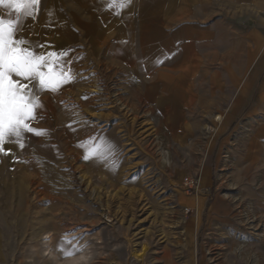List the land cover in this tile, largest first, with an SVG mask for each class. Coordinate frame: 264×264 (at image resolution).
Masks as SVG:
<instances>
[{"label": "rangeland", "instance_id": "374dc122", "mask_svg": "<svg viewBox=\"0 0 264 264\" xmlns=\"http://www.w3.org/2000/svg\"><path fill=\"white\" fill-rule=\"evenodd\" d=\"M92 68L0 184V264H264V167L190 193L133 81Z\"/></svg>", "mask_w": 264, "mask_h": 264}, {"label": "crops", "instance_id": "0c3cea01", "mask_svg": "<svg viewBox=\"0 0 264 264\" xmlns=\"http://www.w3.org/2000/svg\"><path fill=\"white\" fill-rule=\"evenodd\" d=\"M18 36L33 48L51 46L44 53L66 50L46 57L64 77L49 86L55 92L33 89L44 110L29 122L32 133L6 138L0 184L30 154L40 120L65 105L92 67L133 81L159 115L171 143L185 150L174 176L196 173L205 191L215 172L237 183L236 175L264 167V0H39Z\"/></svg>", "mask_w": 264, "mask_h": 264}, {"label": "snow or ice", "instance_id": "6c2138e0", "mask_svg": "<svg viewBox=\"0 0 264 264\" xmlns=\"http://www.w3.org/2000/svg\"><path fill=\"white\" fill-rule=\"evenodd\" d=\"M38 5L39 0H0V8L8 10L7 17L0 15V150L7 151L3 149L6 138L32 133L29 122L36 118L38 107L44 110L43 102L35 100L37 83L41 90L55 92L49 86L64 77V72L54 70L46 57H59L66 50L44 53L41 50L51 46L33 48L31 42L18 36L22 19L34 18Z\"/></svg>", "mask_w": 264, "mask_h": 264}, {"label": "built area", "instance_id": "2783aa9c", "mask_svg": "<svg viewBox=\"0 0 264 264\" xmlns=\"http://www.w3.org/2000/svg\"><path fill=\"white\" fill-rule=\"evenodd\" d=\"M184 186L187 188V190L190 193H194L195 191H197V180L195 178H187L184 181Z\"/></svg>", "mask_w": 264, "mask_h": 264}, {"label": "bare ground", "instance_id": "6f19581e", "mask_svg": "<svg viewBox=\"0 0 264 264\" xmlns=\"http://www.w3.org/2000/svg\"><path fill=\"white\" fill-rule=\"evenodd\" d=\"M86 254H84V256H85ZM81 257V256H80ZM77 258V257H76Z\"/></svg>", "mask_w": 264, "mask_h": 264}]
</instances>
